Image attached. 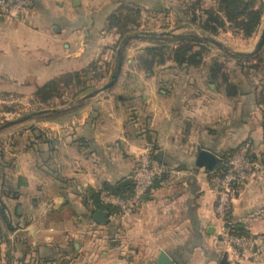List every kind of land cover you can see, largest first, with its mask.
Returning <instances> with one entry per match:
<instances>
[{
    "label": "crops",
    "instance_id": "0c3cea01",
    "mask_svg": "<svg viewBox=\"0 0 264 264\" xmlns=\"http://www.w3.org/2000/svg\"><path fill=\"white\" fill-rule=\"evenodd\" d=\"M193 2L196 14L218 8V0H30L25 13L0 14V103L15 95L11 101L34 106L22 114L46 110L22 127L0 129V200L7 216V223L0 216V264H149L159 250L178 264H220L222 258L264 264V176L244 184L232 201L229 221L254 238L234 262L216 242L211 171L194 164L200 147L222 160L243 146L264 166V87L239 92L238 80L229 93L220 69L212 77L207 52L221 62L223 50L190 36L244 35L227 21L216 33L205 31L190 20ZM140 31L159 37H132ZM127 37L115 84L84 98L109 80ZM184 41L206 48L200 62L176 59ZM159 44L166 45L161 59L145 51ZM76 73L88 87L82 93L67 100L61 90L48 99L35 95L58 76ZM147 145L155 160L179 168L181 176L156 182L130 216L107 211L106 222L95 221L93 212L105 209L97 193H128L131 170Z\"/></svg>",
    "mask_w": 264,
    "mask_h": 264
},
{
    "label": "built area",
    "instance_id": "2783aa9c",
    "mask_svg": "<svg viewBox=\"0 0 264 264\" xmlns=\"http://www.w3.org/2000/svg\"><path fill=\"white\" fill-rule=\"evenodd\" d=\"M29 3L30 0H0V14L13 17L25 13ZM180 176L179 168L155 160L151 154V146L147 145L131 170L130 191L125 194L101 189L98 192V199L103 205L115 207L119 214L126 218L136 210L156 182L166 185L170 180ZM263 176L264 166L255 162L243 146L228 156L223 171L209 174L210 185L215 194L216 242L225 248L234 262L240 261L242 252L251 247L254 238L250 234L236 231L229 221L232 201L244 184L254 177Z\"/></svg>",
    "mask_w": 264,
    "mask_h": 264
},
{
    "label": "trees",
    "instance_id": "16d2710c",
    "mask_svg": "<svg viewBox=\"0 0 264 264\" xmlns=\"http://www.w3.org/2000/svg\"><path fill=\"white\" fill-rule=\"evenodd\" d=\"M198 1V0H196ZM258 1V0H256ZM255 0H218V8L217 10H212L207 8L203 11V13L196 14L195 3H192L190 8V20L193 23H196L199 27L204 29L209 33H216L219 28L226 27V21L229 22V26L241 32L244 37H248L252 35L258 28L261 17L263 13L262 2H256ZM256 2V3H255ZM193 7V8H192ZM195 44L189 41H184L180 44L178 49L175 52V57L178 61H187L191 64H196L202 59V52L206 51V48L203 46H199V48L194 49ZM166 50V45L159 44L157 46H149L145 49L149 56H157L159 55L161 59V55ZM254 57V56H253ZM252 58V57H251ZM224 64L218 62L217 60H213L211 62L210 71L212 72V77L217 76V72H219L222 80L224 82L228 81V73L222 68ZM94 76H98L100 72L94 70ZM93 76V77H94ZM83 78L81 79L79 74H64L62 76H58L56 79L47 82L46 84L39 87L35 95L40 99H48L52 95H55L61 90L62 87L70 86L71 84H75L78 87V92L85 91L88 89L83 84ZM60 86V87H59ZM231 88V90H230ZM226 90L231 93L233 91V87L230 84ZM228 154L222 157L220 163L216 166V168L212 172H220L226 168V161L228 158ZM210 172L209 174H211ZM114 192H119L112 190ZM98 198V193H97ZM102 204V203H101ZM109 212V214L119 215V211L112 206L102 205ZM0 216L7 223V216L5 214V206L0 200ZM1 237V235H0Z\"/></svg>",
    "mask_w": 264,
    "mask_h": 264
},
{
    "label": "water",
    "instance_id": "95a60500",
    "mask_svg": "<svg viewBox=\"0 0 264 264\" xmlns=\"http://www.w3.org/2000/svg\"><path fill=\"white\" fill-rule=\"evenodd\" d=\"M259 31L260 32L258 34L257 41L254 42L249 47V49L245 50V51L232 50L229 47H227L224 43H222L221 41H218V40L213 39V38L200 37L198 35L192 34L190 36V39H192L196 42L202 43L208 47L217 46L221 50L230 54L233 57H239V56L247 57V56H250V55H253V54L259 52L260 49L264 46V19H263L262 23L260 24ZM155 35L157 37H159V33H156L155 31H140V32H137V34H135L132 37H139L142 39H147L149 37H154ZM128 39H129V37L124 38L117 48L115 62H114V66L110 72L109 80L105 84H103L101 87L85 94L84 98L93 96V95L97 94L98 92L105 91V90L111 88L115 84L116 80L119 77L121 69H122V64H123V60H124V48L126 46V43L128 42ZM44 111H46V110H37V111L30 112V113L19 115L16 118L7 120L4 123H2L0 125V129L7 127V126H10V125H13V124H16V123H19V122H22L26 119H29L31 117H34V116L40 114V113H43ZM220 160H221L220 156L217 155L214 151H212L208 148L200 147L196 151L195 158H194V164L197 167L203 168L205 171L210 172L216 168V166L219 164ZM125 182H129V178H127L123 182H120L117 185V187L122 188V185ZM107 216H108V212H107V210H105L103 208H98L92 214L93 219L97 222H106ZM149 264H178V263L165 250H159L156 257L154 258V260L149 262ZM220 264H226L225 258H222V260L220 261Z\"/></svg>",
    "mask_w": 264,
    "mask_h": 264
},
{
    "label": "rangeland",
    "instance_id": "374dc122",
    "mask_svg": "<svg viewBox=\"0 0 264 264\" xmlns=\"http://www.w3.org/2000/svg\"><path fill=\"white\" fill-rule=\"evenodd\" d=\"M259 1L262 2V5H263L262 6L263 15H262V20H261V23H262L264 19V0H258L256 2L258 3ZM228 28L232 29L231 26H229ZM259 32L260 31L258 28L257 33L254 35V37L249 38V39L248 37L239 36V38L237 37L235 38V37H232L231 35L224 34L222 37H220L221 39L220 41L226 44L230 48L231 47L238 48L240 50L242 48H246L249 44L256 42ZM207 54H208L207 62L208 63L212 62L214 57L213 56L210 57V52H207ZM221 57H218V58L221 60L222 64L226 65V66L223 65V67H224L225 72L228 73V78H227L228 81L224 82V88L225 86L228 88L230 86V82L234 83L238 80H241L240 85L242 86L240 87L239 92H245V93L253 92L254 90H256L257 86L264 87V46L260 49L259 52L255 53L254 57L251 56L252 58L250 56H247V57L239 56L238 60L234 59L235 61L232 62L230 59H228L229 57H231V55L224 51ZM77 87H78L77 85H74L71 87H62L61 96L63 97V99L67 100L71 96L80 94V92H78ZM12 98L17 99L18 96L13 95ZM13 99H10V101H5L6 103H0V125L7 120L16 118L17 116L21 115L22 112L29 110L28 108H31V107L34 108L33 105L27 106L26 104H23V103L11 101ZM10 102H13V103H10ZM4 112H7V113L4 114ZM23 125H24V122H19L11 126L22 127Z\"/></svg>",
    "mask_w": 264,
    "mask_h": 264
}]
</instances>
